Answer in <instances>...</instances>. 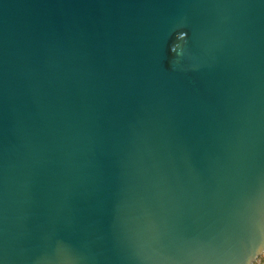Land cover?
I'll use <instances>...</instances> for the list:
<instances>
[{
  "label": "water",
  "instance_id": "1",
  "mask_svg": "<svg viewBox=\"0 0 264 264\" xmlns=\"http://www.w3.org/2000/svg\"><path fill=\"white\" fill-rule=\"evenodd\" d=\"M264 0H0V264H253Z\"/></svg>",
  "mask_w": 264,
  "mask_h": 264
},
{
  "label": "built area",
  "instance_id": "2",
  "mask_svg": "<svg viewBox=\"0 0 264 264\" xmlns=\"http://www.w3.org/2000/svg\"><path fill=\"white\" fill-rule=\"evenodd\" d=\"M263 255H264V252L262 253V255L253 264H256L257 261H259L261 258H262V262L260 264H264V256Z\"/></svg>",
  "mask_w": 264,
  "mask_h": 264
},
{
  "label": "rangeland",
  "instance_id": "3",
  "mask_svg": "<svg viewBox=\"0 0 264 264\" xmlns=\"http://www.w3.org/2000/svg\"><path fill=\"white\" fill-rule=\"evenodd\" d=\"M263 256H264V255H263ZM259 261H260V262H259ZM259 261H257L256 264H260V263L262 262V258H261Z\"/></svg>",
  "mask_w": 264,
  "mask_h": 264
}]
</instances>
